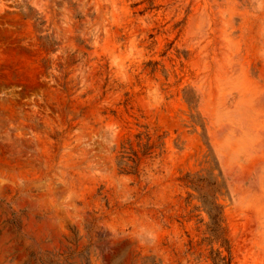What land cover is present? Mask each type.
<instances>
[{
    "label": "rangeland",
    "instance_id": "374dc122",
    "mask_svg": "<svg viewBox=\"0 0 264 264\" xmlns=\"http://www.w3.org/2000/svg\"><path fill=\"white\" fill-rule=\"evenodd\" d=\"M216 251L264 264V0H0V264Z\"/></svg>",
    "mask_w": 264,
    "mask_h": 264
},
{
    "label": "trees",
    "instance_id": "16d2710c",
    "mask_svg": "<svg viewBox=\"0 0 264 264\" xmlns=\"http://www.w3.org/2000/svg\"><path fill=\"white\" fill-rule=\"evenodd\" d=\"M210 222L207 226L208 231L210 232V242L213 243L214 241H218L220 238V231H221V218L219 216V213L213 212L210 208H207ZM222 243H225V240H223ZM228 253L229 252V246H226ZM212 263L213 264H231V257L221 255L220 251H216L215 254L211 255Z\"/></svg>",
    "mask_w": 264,
    "mask_h": 264
}]
</instances>
